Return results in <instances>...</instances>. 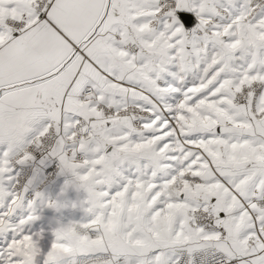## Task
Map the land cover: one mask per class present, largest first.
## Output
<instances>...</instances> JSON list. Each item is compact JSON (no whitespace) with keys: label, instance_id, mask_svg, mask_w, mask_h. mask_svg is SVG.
<instances>
[{"label":"snow or ice","instance_id":"1","mask_svg":"<svg viewBox=\"0 0 264 264\" xmlns=\"http://www.w3.org/2000/svg\"><path fill=\"white\" fill-rule=\"evenodd\" d=\"M0 264H264V0H0Z\"/></svg>","mask_w":264,"mask_h":264}]
</instances>
